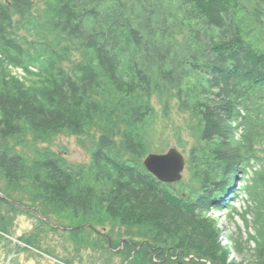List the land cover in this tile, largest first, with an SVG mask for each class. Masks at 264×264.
Returning a JSON list of instances; mask_svg holds the SVG:
<instances>
[{
    "label": "trees",
    "instance_id": "obj_1",
    "mask_svg": "<svg viewBox=\"0 0 264 264\" xmlns=\"http://www.w3.org/2000/svg\"><path fill=\"white\" fill-rule=\"evenodd\" d=\"M36 1L0 0L2 232L10 235L20 213L36 212L41 225H53L49 213L58 212L82 226L69 230L76 235L106 220L138 228L144 240H128L123 249L134 252L133 263L164 264L170 250L181 252L179 259L264 264V199L250 263L230 259L211 214L232 209L238 178L264 162V0H45L43 26L54 38H20L15 19ZM76 50L86 60L68 71L62 64ZM154 95L175 97L179 111L196 120L192 190L158 180L142 163ZM92 128L101 135L88 166L75 167L50 148L31 160L15 151L28 133L49 140ZM255 182L264 186V165ZM18 239L40 245L31 236Z\"/></svg>",
    "mask_w": 264,
    "mask_h": 264
},
{
    "label": "rangeland",
    "instance_id": "obj_2",
    "mask_svg": "<svg viewBox=\"0 0 264 264\" xmlns=\"http://www.w3.org/2000/svg\"><path fill=\"white\" fill-rule=\"evenodd\" d=\"M45 8L46 1L37 0L29 15L25 18L16 17L15 28L20 38L25 37L30 40L37 37L54 38V35L43 26ZM69 60L62 64L68 71L72 69L74 63L84 61L86 57L76 50ZM12 72L20 77L25 75L20 68H14ZM152 106L155 109L147 139L148 152L142 157V163L149 153H166L173 147L179 149L186 158V168L180 181L190 186L189 189L192 190L197 186L193 179V165L190 162L192 148L198 145V137L193 130L196 120L189 112L179 111L175 97L166 96L160 99L154 95ZM241 134L242 130L238 136ZM100 135L101 131L98 128H92L81 135L58 133L50 136L49 140L36 139L32 133H28L15 147V151L31 160L41 149L50 148L64 156L75 167L88 166L92 162L93 149ZM114 140L116 146H121L123 135L116 132ZM258 146L263 150L260 149L259 153L264 154V142H260ZM131 156L129 153L125 155V157ZM263 165L264 162H253V167L247 169V174L243 178H238L236 185L239 195L230 202L233 204L232 209L228 211L211 209L212 216L219 219L222 230L221 243L230 250V259L237 262H251V252L256 247L255 240L259 238L256 215L258 211L263 212L262 205L258 203L259 200L264 199V186L255 184V175ZM174 185L177 190H181V183L177 182ZM0 186L6 190L4 180L0 181ZM12 191L14 197L24 201L29 200L26 194ZM49 214L53 225H41L38 214L30 211L15 215L11 219L10 235L4 234L0 228V235L3 236H0V264H139L133 263L134 252H131L129 247L126 246V251H123L126 241L130 240L129 242L134 245L144 240L142 236L134 233L138 228L131 230L113 220H106L103 223H95L96 230L85 226L84 230L76 235L68 230L77 226L68 214L58 212ZM5 215L8 216L6 212ZM21 236H31L32 240L39 241L40 245L35 244L36 247L27 245L18 239ZM107 237L117 241L120 246L114 247L112 242L110 245ZM235 242L241 245L240 249L235 246ZM180 254L181 252H177L173 255L169 250L164 264H199L202 261L206 264H214L206 259L194 261L191 259L194 255L179 259ZM156 261L160 262L158 259Z\"/></svg>",
    "mask_w": 264,
    "mask_h": 264
},
{
    "label": "water",
    "instance_id": "obj_3",
    "mask_svg": "<svg viewBox=\"0 0 264 264\" xmlns=\"http://www.w3.org/2000/svg\"><path fill=\"white\" fill-rule=\"evenodd\" d=\"M143 164L158 180L165 183H176L182 180L186 168V158L179 149L173 147L166 153H149ZM83 226L92 227L90 224ZM79 227L81 226L69 229L75 230Z\"/></svg>",
    "mask_w": 264,
    "mask_h": 264
}]
</instances>
